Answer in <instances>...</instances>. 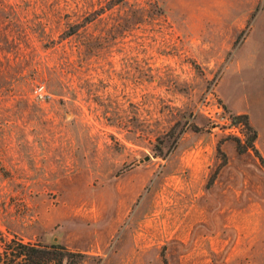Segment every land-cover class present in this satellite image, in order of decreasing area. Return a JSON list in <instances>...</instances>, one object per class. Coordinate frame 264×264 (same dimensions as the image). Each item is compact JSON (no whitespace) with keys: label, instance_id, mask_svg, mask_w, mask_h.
Masks as SVG:
<instances>
[{"label":"rangeland","instance_id":"obj_1","mask_svg":"<svg viewBox=\"0 0 264 264\" xmlns=\"http://www.w3.org/2000/svg\"><path fill=\"white\" fill-rule=\"evenodd\" d=\"M112 2L0 0V236L264 264V0Z\"/></svg>","mask_w":264,"mask_h":264},{"label":"trees","instance_id":"obj_2","mask_svg":"<svg viewBox=\"0 0 264 264\" xmlns=\"http://www.w3.org/2000/svg\"><path fill=\"white\" fill-rule=\"evenodd\" d=\"M114 1L111 5H116L122 0ZM233 123H242L247 126L252 134L250 133L246 139V145L258 154L253 144L256 133L250 126L247 115H234ZM260 159L262 160V158ZM0 241V244L4 246L3 249H0V264H63L65 259L68 260V258L81 255L75 251H69L63 244L56 241L35 240L25 242L21 237H14L8 242H4L3 236H0Z\"/></svg>","mask_w":264,"mask_h":264},{"label":"built area","instance_id":"obj_3","mask_svg":"<svg viewBox=\"0 0 264 264\" xmlns=\"http://www.w3.org/2000/svg\"><path fill=\"white\" fill-rule=\"evenodd\" d=\"M34 96L35 98L45 99L47 96V92L44 89L43 85H38L34 89Z\"/></svg>","mask_w":264,"mask_h":264}]
</instances>
